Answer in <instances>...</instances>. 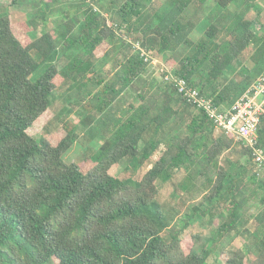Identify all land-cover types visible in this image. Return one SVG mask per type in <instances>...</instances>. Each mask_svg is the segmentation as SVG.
Segmentation results:
<instances>
[{"label": "trees", "instance_id": "1", "mask_svg": "<svg viewBox=\"0 0 264 264\" xmlns=\"http://www.w3.org/2000/svg\"><path fill=\"white\" fill-rule=\"evenodd\" d=\"M256 1L164 0L156 6L153 0H110L103 6L34 0L39 12L19 22L0 9V264H207L215 248L230 254L220 264H264V168L249 146L217 130L173 83L148 84L144 75L152 62L135 46L162 55L176 76L228 108L264 75V23L257 20ZM230 4H237L234 11ZM62 5L77 13L68 17ZM98 5L110 18L95 10ZM55 12L66 16L48 29ZM39 25L41 33L31 37ZM181 47L185 52L176 58ZM108 58L111 65L100 66ZM70 89L95 113L85 116L84 128L51 109L53 93ZM126 90L139 103L116 113ZM80 137L84 146L104 139L84 164L64 161ZM256 145L264 150V114ZM155 153L138 180L111 173L125 158L138 168ZM180 170L185 174L174 186L180 200L202 197L180 215L181 226L178 212L157 199V183L172 182ZM255 203L262 209L248 213ZM204 223L213 227L207 236ZM187 231H195L188 251L182 245ZM237 236L244 244L233 248Z\"/></svg>", "mask_w": 264, "mask_h": 264}, {"label": "rangeland", "instance_id": "2", "mask_svg": "<svg viewBox=\"0 0 264 264\" xmlns=\"http://www.w3.org/2000/svg\"><path fill=\"white\" fill-rule=\"evenodd\" d=\"M110 0H99L100 4H103V6L108 5V2ZM164 0H153V3L157 6L159 5L161 2H163ZM210 1V0H208ZM0 2L2 3H8L10 2V0H0ZM1 4V3H0ZM8 4H3V5H8ZM3 5H1L0 9H6L8 12V14L11 16V18L13 19L14 22H19V21H23L26 20V18L29 17V15L31 13H36L39 12V9L41 7V5L37 2H34V0H30L29 2H27L26 4H22L21 6H19V4H17L16 6L13 7H8V8H4ZM63 9L67 8L66 5H62ZM65 7V8H64ZM68 11H66L67 16L68 17H72L74 14H76V9H72V8H67ZM97 9H99L100 13H103L106 18H110V13L101 9V7L98 5ZM261 9V8H260ZM262 10V9H261ZM264 12V10H263ZM62 16L65 18L66 15H64V13L61 12H55L53 14H50L47 18L46 21V26L48 29H55L56 26H58L60 20L62 19ZM262 18L264 19V15L262 16ZM43 25H39L36 31H30V36L31 37H35L36 35L41 33ZM191 36L193 38H197L198 34L197 32H193L191 34ZM137 44V43H136ZM141 47V46H140ZM139 50V49H138ZM62 52V49H59V54L60 55ZM185 52V49L183 47L181 48H177L174 52H173V56H175L176 58H179L182 56V54ZM75 53V52H74ZM153 52H150V54L152 55ZM139 54L141 55V52H139ZM71 55H73V52L69 51L67 53V56L70 57ZM152 58L154 59L153 63L151 66H149L146 74L144 75L145 81L149 84L150 82L152 83H160L161 82V76L159 75L160 71L159 68L162 64H164L166 66V68H169L166 64H165V57H163L162 55L159 54H153ZM107 60L104 64L103 61L99 62L100 66L108 68V64H107ZM63 63H65V59L62 60ZM61 62V61H59ZM111 65V64H110ZM44 67H41L39 70L36 71V73H34L33 78H36L40 73H42V69ZM171 69V68H169ZM145 81H142V83H144ZM120 101L117 105H116V109L114 108V111L116 113H122V110L125 112L127 110L126 105L128 106L129 103L135 104L137 105L139 103V101H137L136 98L133 97L132 92L129 93L128 90H126L119 98ZM117 101V102H118ZM83 101L79 100V94L77 93L76 90H64L63 93L58 94V93H53L52 95V103H51V109L54 113H62L63 116L67 117L68 119H71L77 126L78 129L80 127H83V124L85 125L84 122V118L86 115H93L95 113H93L94 111H87V109L84 107V103H82ZM55 128L54 125H52V127H50L49 131H52ZM85 133V130L83 131L82 134ZM83 138H86V135H83ZM104 138L102 137H97L96 139H93L91 141V143H89L87 146H84V142L82 140V137H80L79 141L76 142V144L74 145V147L71 149V151H69L68 153L63 155V160L66 162H71V161H75V162H79L80 164H84V157H88L90 154L93 153V151L95 149H98L102 143ZM84 143V144H83ZM160 154L155 153L154 157L151 161L146 162L144 165L140 166V167H134L133 165H131V161L128 158L123 159L118 165H115L112 167L111 169V173L119 176L120 178H125V177H132L135 180H138L142 177V175L145 173L146 169L148 168L149 164H153V162L157 159V157ZM227 156V153L222 154V156H220V162H223V159ZM185 174V171L180 170L176 176L174 177L172 182H168V183H157L158 186V200L159 202L162 204L163 208L166 211H169V209H173L174 212H178V220L176 221L177 224H179V226H181L180 224H182L180 222V218H181V214L187 210V206L195 204L196 202L201 200V196L200 194H198L195 200L193 199H189L186 202H182L180 200V195L178 194V192H176L174 186L176 183L180 182L183 178ZM175 190V191H174ZM193 197V198H194ZM185 201V199H184ZM203 210H208L210 208V204L208 203H204L203 206L201 207ZM250 209H248V213H258V211H260L262 209V205L255 203V204H251ZM248 213L246 212L245 214L248 215ZM249 227H251V223L249 222L247 224ZM202 228V234H204V236H207L208 234H210L211 232V228L213 227H209L206 225V223H204V225L201 227ZM195 231H187L184 234L183 237V247L185 250H189L193 243H192V239H193V233ZM244 244V239L241 236H237L234 238L233 240V248H240L242 247ZM220 251L218 249H214L211 253V256L209 257L207 264H220V261L224 258H227L230 256V254L228 252L223 253L222 255H219ZM49 264V263H48Z\"/></svg>", "mask_w": 264, "mask_h": 264}, {"label": "built area", "instance_id": "3", "mask_svg": "<svg viewBox=\"0 0 264 264\" xmlns=\"http://www.w3.org/2000/svg\"><path fill=\"white\" fill-rule=\"evenodd\" d=\"M86 1L95 4L99 0ZM135 46L141 51L145 61L150 59L153 63L154 59L149 51L141 48L139 44ZM159 71L164 81L176 86L182 99L205 112L217 130L249 146L254 162L259 168H264V150L256 145L258 125L261 115L264 114V75L259 76L234 104L228 108H220L211 98L201 95L197 89L189 85L185 78L176 76L173 70L166 68L164 64L160 66Z\"/></svg>", "mask_w": 264, "mask_h": 264}, {"label": "crops", "instance_id": "4", "mask_svg": "<svg viewBox=\"0 0 264 264\" xmlns=\"http://www.w3.org/2000/svg\"><path fill=\"white\" fill-rule=\"evenodd\" d=\"M236 5H237V4H230L229 9L232 10V11H234V10L236 9ZM256 6H257V8L260 10V14L257 16V20H258V21H261V22L264 23V19L262 18V16L264 15V12H263V10H264V0H257V1H256ZM260 8H261L262 10H261ZM214 9H215V11H220V10H219L220 8H219L218 6H217V7H214ZM107 64L110 65V63H107ZM108 67H109V66H108ZM235 74H236V73H235ZM235 74L233 75V77H236L237 74H236V75H235ZM216 133H217V131H216ZM216 133H215V134H216ZM216 135H217V134H216ZM216 135H215V136H216Z\"/></svg>", "mask_w": 264, "mask_h": 264}]
</instances>
